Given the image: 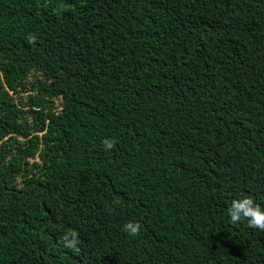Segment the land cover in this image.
Returning a JSON list of instances; mask_svg holds the SVG:
<instances>
[{
	"label": "trees",
	"instance_id": "obj_1",
	"mask_svg": "<svg viewBox=\"0 0 264 264\" xmlns=\"http://www.w3.org/2000/svg\"><path fill=\"white\" fill-rule=\"evenodd\" d=\"M248 196L264 0H0V264H264Z\"/></svg>",
	"mask_w": 264,
	"mask_h": 264
},
{
	"label": "clouds",
	"instance_id": "obj_2",
	"mask_svg": "<svg viewBox=\"0 0 264 264\" xmlns=\"http://www.w3.org/2000/svg\"><path fill=\"white\" fill-rule=\"evenodd\" d=\"M30 42H34V38H30ZM103 143L106 150L115 147L114 140L106 139ZM228 215L230 217V223L233 225L246 220L248 227L264 231V209L254 203L251 196L234 199L228 209ZM140 228L141 225L138 222H129L125 225V230L131 235H138ZM61 241L65 248L78 250L79 233L75 230H70L63 235Z\"/></svg>",
	"mask_w": 264,
	"mask_h": 264
}]
</instances>
